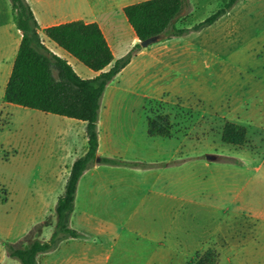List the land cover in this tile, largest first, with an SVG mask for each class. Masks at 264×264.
<instances>
[{"label":"rangeland","instance_id":"rangeland-1","mask_svg":"<svg viewBox=\"0 0 264 264\" xmlns=\"http://www.w3.org/2000/svg\"><path fill=\"white\" fill-rule=\"evenodd\" d=\"M223 2L189 0L178 26H192ZM201 30L185 36L192 48L201 40L207 48L167 55L132 88L142 98L155 96L149 116L168 114L173 138L167 148L181 144L178 186L196 201L179 208L178 250L168 264H264V0H238ZM128 40L124 33L123 43ZM75 61L78 72L89 69ZM44 114L0 101V264H21L6 255L2 242L20 239L31 226L32 200L51 169L37 155L57 154L67 136L54 125L47 135L54 141L43 140ZM226 121L245 127L243 144L221 140Z\"/></svg>","mask_w":264,"mask_h":264},{"label":"crops","instance_id":"crops-1","mask_svg":"<svg viewBox=\"0 0 264 264\" xmlns=\"http://www.w3.org/2000/svg\"><path fill=\"white\" fill-rule=\"evenodd\" d=\"M138 1L141 0H27L40 30L71 20L96 22L114 59L124 56L139 42L126 16L119 13L124 14V6ZM206 30L207 27L198 34ZM124 33L129 36L126 43H123ZM40 35L44 45L64 58L80 77L92 78L97 74L90 68L78 72L74 66L78 64L76 58L42 32ZM186 36L171 37L141 48L107 84L100 98L97 155L151 166L95 164L86 169L78 180L70 216V226L80 235L61 241L54 250L39 253L38 264H168L172 260L173 252L178 250L174 247L176 235L182 228L177 221L179 208L196 201L178 186L181 144L170 150L167 146L172 145L173 136H151L147 132V107L155 96L142 98L132 93V88L148 70L162 64L167 55H174L179 49L207 48L204 40L192 48L194 43H189ZM20 39L21 31L12 19L10 1L0 0L1 102H4V88ZM47 114L41 118L45 130V138L41 139L54 141V137L47 136L49 127L54 125L61 127V132L65 130L67 136L60 142L57 154L48 153L44 159L37 155L51 169L41 180V193L32 200L34 211L30 225L44 220L50 213V207L55 206L63 191L72 162L87 146L84 121ZM34 115L38 121L37 113ZM51 216L41 234L45 240L55 223V215L51 213ZM25 232H20L19 237ZM129 243L139 246L131 249L127 247ZM142 243L149 246L143 248Z\"/></svg>","mask_w":264,"mask_h":264},{"label":"trees","instance_id":"trees-1","mask_svg":"<svg viewBox=\"0 0 264 264\" xmlns=\"http://www.w3.org/2000/svg\"><path fill=\"white\" fill-rule=\"evenodd\" d=\"M12 19L21 31V39L2 99L6 103L37 109L46 113L75 118L85 122L87 146L85 152L71 164L63 191L58 196L55 223L47 240L41 237L45 220L32 224L16 241L4 240L2 245L10 258L21 264H38V254L54 250L61 241L78 237L70 226L74 210L76 187L83 172L95 164L149 167L145 162H128L97 155V119L100 98L107 84L143 48L140 41L158 35L160 40L180 37L207 27L226 14L238 0H224L221 7L190 27L178 26L189 6V0H141L123 7L124 15L139 42L122 57L114 59L102 30L96 22L71 20L40 30L27 0H9ZM40 32L97 74L80 77L62 57L50 51ZM55 72V74H54ZM147 132L151 136L171 134L169 116L158 113L147 116ZM243 125L226 121L221 140L228 144L245 142ZM96 157H99L96 161Z\"/></svg>","mask_w":264,"mask_h":264},{"label":"water","instance_id":"water-1","mask_svg":"<svg viewBox=\"0 0 264 264\" xmlns=\"http://www.w3.org/2000/svg\"><path fill=\"white\" fill-rule=\"evenodd\" d=\"M159 40H160V36L155 35V36H151V37H148V38L140 41V44H141L142 47H146V46H148V45H150L152 43H155V42H157ZM207 158L208 159H213V157H211V156H208ZM98 159H99V157H96V161H98Z\"/></svg>","mask_w":264,"mask_h":264}]
</instances>
